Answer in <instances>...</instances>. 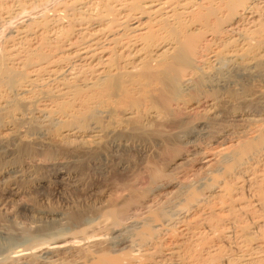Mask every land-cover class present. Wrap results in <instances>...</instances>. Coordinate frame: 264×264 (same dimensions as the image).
Instances as JSON below:
<instances>
[{
	"label": "bare ground",
	"instance_id": "bare-ground-1",
	"mask_svg": "<svg viewBox=\"0 0 264 264\" xmlns=\"http://www.w3.org/2000/svg\"><path fill=\"white\" fill-rule=\"evenodd\" d=\"M31 1L0 0V15ZM54 12L0 51L1 188L36 192L18 205L29 227L0 229V264H264V0ZM131 145L150 150L132 159ZM190 164L196 180H179ZM165 188L186 211L175 227L169 202H149Z\"/></svg>",
	"mask_w": 264,
	"mask_h": 264
},
{
	"label": "rangeland",
	"instance_id": "rangeland-1",
	"mask_svg": "<svg viewBox=\"0 0 264 264\" xmlns=\"http://www.w3.org/2000/svg\"><path fill=\"white\" fill-rule=\"evenodd\" d=\"M33 1V0H32ZM31 1V4L29 3V5H27V6H21V5H18L17 3H13V4H11V7H12V9L11 8H9V12H7V13H3L2 15H0L2 18H0V51L2 52L7 46H9L10 44H8V43H11L10 42V40L8 41L7 39H8V37L10 36V35H13L14 33H15V31L18 29V27H21V26H23V25H26V24H29V23H31V22H33V20H35V21H38V20H42V18L44 17V18H46V19H49V18H51V16H53L54 14L53 13H55L54 11H56L57 10V7L58 6H60V4L62 3V2H67V1H70V0H34L33 2H34V4H33V2ZM36 3V4H35ZM17 4V5H16ZM58 5V6H57ZM20 6V7H19ZM18 7V8H17ZM22 7L24 8V9H22ZM29 7V8H28ZM55 8V9H54ZM54 9V10H53ZM45 16H47V17H49V18H47V17H45ZM43 18V19H44ZM29 22V23H28ZM9 35V36H8ZM7 37V38H6ZM8 41V42H7ZM7 45V46H6ZM6 46V47H5ZM3 48V49H2ZM262 85H264V82L262 83ZM260 87V86H259ZM262 88H264V86L262 87ZM132 146V145H131ZM144 146H146V145H144ZM135 147V148H134ZM137 146L135 145H133L131 148H130V151H129V155H130V157L132 158V159H135L136 157H138V155H140V154H144V155H146V154H148V149L150 150V148H146V147H144V148H139V146L136 148ZM132 148H134V149H132ZM147 149V150H146ZM139 151V152H138ZM142 151V152H141ZM131 152V153H130ZM145 152V153H144ZM33 154V155H32ZM32 154H30L29 156L28 155H26L25 157L23 156L22 158H23V162H27L26 164L29 166L28 167V169H31V170H33V168L32 167H34V168H37L36 170H37V173H35L36 172V170H34L33 172L37 175H35V177H46L47 179H49V180H54V171L52 170V169H50V168H46L47 170H44L45 168H44V166H46V160H45V158H44V156H42L40 153H32ZM132 154V155H131ZM36 156V157H35ZM116 156L118 157L119 156V154H117L116 153ZM34 158V159H33ZM29 159V160H28ZM33 160V161H31V160ZM217 159H218V157H216V158H214V160H212V162L211 163H213V164H215L216 163V161H217ZM30 163H29V162ZM262 161V160H261ZM32 163V164H31ZM45 164V165H44ZM258 164H261V165H258V166H260V167H262V166H264V160H263V164L262 163H258ZM31 166V167H30ZM189 166V167H188ZM188 166H186V167H188L187 169H186V167L184 168V172L182 173L183 175H180L179 176V178L177 177L176 178V180L177 179H179V180H181V181H184V182H193V180L195 179L196 180V177H197V175H199L198 174V171L200 170L199 169V165L198 164H190V165H188ZM257 166V167H258ZM42 167V168H41ZM260 167L259 168H257V171H259L260 173H261V171L262 170H264V169H262V168H264V167H262L261 169L262 170H258V169H260ZM39 168H41V169H39ZM44 171H43V170ZM191 169V170H190ZM194 169V170H193ZM46 171V172H45ZM51 171V172H50ZM187 171V172H186ZM189 171V172H188ZM195 171V172H194ZM186 172V173H185ZM259 172H257L258 174H260ZM263 172L264 171H262V174H263ZM41 173V174H40ZM48 173V174H47ZM192 173V174H191ZM40 174V175H39ZM39 175V176H38ZM43 175V176H42ZM53 176V177H52ZM187 176H189V177H187ZM191 176V177H190ZM186 177V178H185ZM189 179V180H188ZM178 180V183H175V185H170V186H168V187H166L169 191L170 190H174V187L173 186H175V189L179 186V185H181ZM192 180V181H191ZM195 182V181H194ZM177 184H179V185H177ZM177 185V186H176ZM203 185V187H201ZM55 186V185H54ZM3 188V185L0 183V190H1V192H0V222H2V223H0V229L1 230H4V227H3V225L5 226L6 225V223H8V222H12V221H14V222H12V226L15 228V227H17V228H13L12 226H8L9 228H8V231H9V233L11 232V231H13V229H14V231L15 230H17L16 232H20L22 229L23 230H25V229H27L28 227H29V225H28V222H27V220H25V218H24V215H21V214H23L22 213V211H21V213H20V211L18 210V205L20 204L21 205V203L23 202V203H27V202H29L30 201V199L31 198H34L35 197V195H36V192H35V189L34 188H31V187H33V185L31 186V187H26V189H28V191H29V194L28 193H22L21 192V189L23 188V186H17V188H20L19 190H20V193H19V195L17 196V197H15V199L14 198H10L7 194H6V192L4 191V189H2ZM22 187V188H21ZM53 186H51V189L53 190V188H52ZM172 187V188H171ZM199 187H201L200 189H199V193H201L202 195H206V194H208V188L206 187V185L204 186V184H202V183H200V186ZM198 187V188H199ZM205 187V188H204ZM163 189V190H160V191H156L155 193H153L152 195H150L151 196V198L150 199H154L153 201L152 200H150L149 202L151 203V205H153V207H158V204H160L159 205V207L161 208V207H163L164 205V207H163V209H167V208H165V207H171V208H169V209H167L168 211H170V209H172L171 210V212H168L167 210V212L164 210H162V212H163V214L164 213H167V214H165L166 216L168 215V220L170 221V222H168V223H170V225L171 224H175L176 223V221L177 220H175V218L176 219H180V218H182L185 214H186V211L184 210L185 208H183L182 207V209H181V206H176V205H174L173 203H171V202H169L170 201V199H169V201H168V199H166V198H169V196H170V193H167L166 194V192H167V189ZM34 190V192H33V190ZM2 190H3V192H2ZM164 190H165V192H164ZM203 190H204V192H203ZM206 190H207V192H206ZM5 192V193H4ZM30 192H31V194H30ZM159 193V194H158ZM161 193V194H160ZM204 193V194H203ZM21 194V195H20ZM23 194V195H22ZM162 195V196H161ZM165 195V196H164ZM28 196V197H27ZM141 196V195H140ZM139 196V197H140ZM154 196V197H153ZM159 196V197H158ZM136 197H138V196H136ZM136 197H135V199H136ZM138 197V198H139ZM137 198V199H138ZM9 199V200H8ZM18 199V200H17ZM26 199V200H25ZM27 199H29V200H27ZM134 198H132L131 200H133ZM134 199V200H135ZM159 199V200H158ZM166 200V201H165ZM25 201V202H24ZM17 202V203H16ZM166 202H169V203H166ZM3 205H2V204ZM158 203V204H157ZM163 203H166V204H168L167 206H166V204H164L163 205ZM171 203V204H170ZM161 204L163 205V206H161ZM173 204V205H172ZM17 208V209H16ZM132 209V208H131ZM179 209V210H178ZM132 210H134V209H132ZM174 210V211H173ZM178 210V211H177ZM184 210V211H183ZM131 211V210H130ZM11 212V213H10ZM19 212V213H18ZM171 213V214H170ZM173 213V214H172ZM174 213H176V214H174ZM179 213V214H178ZM178 214V215H177ZM15 215V216H14ZM173 216V217H172ZM182 216V217H181ZM6 217H8V218H6ZM163 217L165 218V216L163 215ZM170 217V218H169ZM175 217V218H174ZM179 217V218H178ZM15 218V219H14ZM165 218V219H166ZM172 219H173V221H172ZM3 220V221H2ZM5 220V221H4ZM8 220V221H7ZM12 220V221H11ZM167 221V220H166ZM172 226V225H171ZM174 227L176 226V224L175 225H173ZM2 227V228H1ZM12 229H11V228ZM20 229V230H19ZM22 230V231H23ZM13 231V234L15 233ZM12 233V232H11ZM96 239V240H95ZM91 241H98V239L97 238H91ZM72 242V243H71ZM70 244V246H75V245H78V243L77 242H75V241H70V242H68V243H66V245H69ZM55 245V246H54ZM50 247L49 248H54V247H56L57 246V244H51V245H49Z\"/></svg>",
	"mask_w": 264,
	"mask_h": 264
}]
</instances>
